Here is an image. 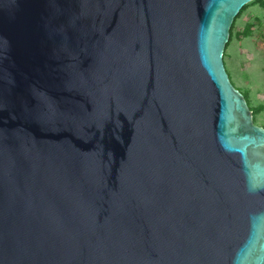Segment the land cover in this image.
Wrapping results in <instances>:
<instances>
[{
  "label": "water",
  "instance_id": "obj_1",
  "mask_svg": "<svg viewBox=\"0 0 264 264\" xmlns=\"http://www.w3.org/2000/svg\"><path fill=\"white\" fill-rule=\"evenodd\" d=\"M250 1L0 0V264H264Z\"/></svg>",
  "mask_w": 264,
  "mask_h": 264
},
{
  "label": "rangeland",
  "instance_id": "obj_2",
  "mask_svg": "<svg viewBox=\"0 0 264 264\" xmlns=\"http://www.w3.org/2000/svg\"><path fill=\"white\" fill-rule=\"evenodd\" d=\"M231 81L249 96L251 105L264 104V0H252L236 18L224 52ZM264 126V110L254 115Z\"/></svg>",
  "mask_w": 264,
  "mask_h": 264
},
{
  "label": "trees",
  "instance_id": "obj_3",
  "mask_svg": "<svg viewBox=\"0 0 264 264\" xmlns=\"http://www.w3.org/2000/svg\"><path fill=\"white\" fill-rule=\"evenodd\" d=\"M244 9H245V6L241 9V11L244 10ZM241 11H240V13H241ZM240 13L237 15V17L240 15ZM237 17H236V18H237ZM235 20H236V19H235ZM234 22H235V21H234ZM233 24H234V23H233ZM231 32H232V29H231ZM227 44H228V43H227ZM239 89L244 93V95H245V97H246V99H247V101H248V103H249V105H250V108L253 110V115H255L256 113H259V112H261V111L264 110V104H259V105L256 106V107L252 106L248 94H247L246 92H244L241 88H239ZM254 121H255V120H254Z\"/></svg>",
  "mask_w": 264,
  "mask_h": 264
}]
</instances>
